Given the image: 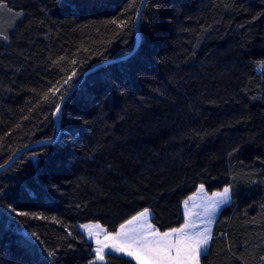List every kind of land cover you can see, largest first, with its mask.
Listing matches in <instances>:
<instances>
[{
  "label": "trees",
  "instance_id": "trees-1",
  "mask_svg": "<svg viewBox=\"0 0 264 264\" xmlns=\"http://www.w3.org/2000/svg\"><path fill=\"white\" fill-rule=\"evenodd\" d=\"M142 2L0 0V167L61 129L0 171V264H90L81 223L178 228L200 185L201 264H264V0Z\"/></svg>",
  "mask_w": 264,
  "mask_h": 264
},
{
  "label": "snow or ice",
  "instance_id": "snow-or-ice-1",
  "mask_svg": "<svg viewBox=\"0 0 264 264\" xmlns=\"http://www.w3.org/2000/svg\"><path fill=\"white\" fill-rule=\"evenodd\" d=\"M0 38L8 40V36L3 32H0ZM261 67H264V64ZM68 79H71V77ZM68 79L64 81L65 84L68 83ZM59 111L60 108L57 105V112ZM203 187L201 185V189ZM212 196L215 199L210 204L207 213L209 216H214L221 205L229 202L230 188L225 187L223 191L213 193ZM184 203L187 205L188 201L186 200ZM18 214L27 215V213ZM148 215L149 210L144 209L143 212L132 217V220H136L138 217L147 219ZM127 223H131V221ZM208 223L211 224L212 220L209 219ZM83 227L88 228V226ZM93 227L100 228L99 225ZM146 227L150 231L131 237L126 236L123 232L108 233L105 236V241H115L116 238L123 237L125 243L117 244L113 242L108 244L97 240L96 243L100 246L94 250L96 260L103 261L105 259V249H107L109 253L116 251L131 257L136 261V264H200V257L208 250L209 241L212 239L211 229L207 227L197 229L195 224L189 223L187 214L185 215L184 224L179 228H171L168 231L160 232L158 229H154V226L150 223ZM120 228L123 230L125 225L121 224ZM192 229L197 230L192 231ZM32 235L35 236V233ZM88 235L91 237L94 233L89 230ZM53 254L49 253V255ZM90 264H95V262H90Z\"/></svg>",
  "mask_w": 264,
  "mask_h": 264
},
{
  "label": "rangeland",
  "instance_id": "rangeland-1",
  "mask_svg": "<svg viewBox=\"0 0 264 264\" xmlns=\"http://www.w3.org/2000/svg\"><path fill=\"white\" fill-rule=\"evenodd\" d=\"M223 189L220 191L208 192L206 190L205 186L203 187V189H201V185L198 187L197 191L189 197L191 199H189V198L187 199V201H188L187 205H185V203H184V213H185V215L187 214V219H188L190 224H195L197 226V229L207 227V228H210L212 231L215 219H216L220 209L225 204L221 205L216 210L214 216H209L207 213H208V210L210 208V204L212 203L213 199H215V198H213L212 194L216 193V192H221V191H223ZM230 199H231V196H230ZM148 210H149V215H148L147 219L138 217L136 220H132V218H131L128 220V221H131V223H127L128 221H126L124 223L125 228L122 230L119 227V229L116 232H123L124 234H126V236L131 237V236H135L137 234H143V233H146L147 231H150L149 229H147L146 225L148 223L153 225L152 221H151L152 211L150 209H148ZM209 219L212 220L211 224L208 223ZM95 225H99L100 228L93 227ZM83 226H88V228L86 229ZM79 227H80L81 231L86 235V237L94 243V250L100 246L96 243L97 240H100L101 242H105L108 244H112L113 242H115L117 244L126 242L123 239V237L116 238L115 241H113V240L105 241V236H107L108 233H113V232H109L107 230V228L99 222L81 223L79 225ZM154 229H156L155 226H154ZM197 229H192V231H195ZM89 230H91L94 233V235H92L91 237L88 235ZM211 234H212V232H211ZM111 253L124 255L126 257H129L123 253L116 252V251H113ZM108 254H109L108 250L105 249V259L103 261H97L96 257H95L93 260H91V262H95V264H105L107 262V255ZM129 258H131V257H129ZM200 264H201V257H200Z\"/></svg>",
  "mask_w": 264,
  "mask_h": 264
},
{
  "label": "water",
  "instance_id": "water-1",
  "mask_svg": "<svg viewBox=\"0 0 264 264\" xmlns=\"http://www.w3.org/2000/svg\"><path fill=\"white\" fill-rule=\"evenodd\" d=\"M146 1H147V0H143L142 5H141V8H140V12H141V10L143 9V7H144ZM136 31H137V41H136V43H135L133 49H132L129 53H127V54H125V55H123V56L117 57V58H113V59H110V60H106V61H104V62L98 64L97 66L93 67L91 70L87 71L86 73H84V74L81 76V78H80L78 84H79V83L84 79V77H85L88 73H90L91 71H94V70H96V69H98V68H100V67H102V66H104V65H106V64H108V63H112V62H115V61L123 60V59L129 57L130 55H132V54L135 52V50L137 49V47L139 46L140 39H141V34H140V30H139V18L137 19V22H136ZM72 91H73V90H72ZM67 97H68V96H65V97L62 99L61 105L64 103V101L67 99ZM60 108H61V106H60ZM56 117L58 118V112L56 113ZM56 126H57V134H56V136H55L54 138H52V139H43V140L37 141V142H35V143H32V144H30V145L24 147V148L21 149V150H20V151H19V152H18V153H17V154H16V155H15V156L9 161V162H7L5 165L1 166V167H0V171H2V170H4V169H6L7 167H9V166H10L11 164H13V163H14V162H15V161H16L21 155H23L24 153L28 152V151L31 150L32 148H34V147H36V146H38V145H41V144H45V143H49V142H54V141H56L57 138H58L59 135H60V132H61L60 124H59L58 119H57V121H56Z\"/></svg>",
  "mask_w": 264,
  "mask_h": 264
},
{
  "label": "bare ground",
  "instance_id": "bare-ground-1",
  "mask_svg": "<svg viewBox=\"0 0 264 264\" xmlns=\"http://www.w3.org/2000/svg\"><path fill=\"white\" fill-rule=\"evenodd\" d=\"M142 11V10H141ZM30 151V150H29Z\"/></svg>",
  "mask_w": 264,
  "mask_h": 264
},
{
  "label": "crops",
  "instance_id": "crops-1",
  "mask_svg": "<svg viewBox=\"0 0 264 264\" xmlns=\"http://www.w3.org/2000/svg\"><path fill=\"white\" fill-rule=\"evenodd\" d=\"M179 228V227H178ZM212 232V231H211Z\"/></svg>",
  "mask_w": 264,
  "mask_h": 264
}]
</instances>
